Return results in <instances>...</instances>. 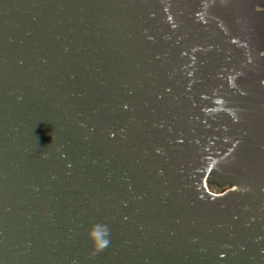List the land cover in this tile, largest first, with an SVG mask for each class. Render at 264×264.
<instances>
[{"label":"water","instance_id":"95a60500","mask_svg":"<svg viewBox=\"0 0 264 264\" xmlns=\"http://www.w3.org/2000/svg\"><path fill=\"white\" fill-rule=\"evenodd\" d=\"M0 264H264V0H0Z\"/></svg>","mask_w":264,"mask_h":264},{"label":"rangeland","instance_id":"374dc122","mask_svg":"<svg viewBox=\"0 0 264 264\" xmlns=\"http://www.w3.org/2000/svg\"><path fill=\"white\" fill-rule=\"evenodd\" d=\"M209 190L214 192V193L220 194L225 189H220V188L216 187L215 185H209Z\"/></svg>","mask_w":264,"mask_h":264},{"label":"clouds","instance_id":"9594fccd","mask_svg":"<svg viewBox=\"0 0 264 264\" xmlns=\"http://www.w3.org/2000/svg\"><path fill=\"white\" fill-rule=\"evenodd\" d=\"M90 238H92L95 242V236L93 234H90ZM104 244L106 245L107 244V240L104 241Z\"/></svg>","mask_w":264,"mask_h":264}]
</instances>
